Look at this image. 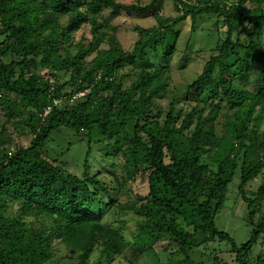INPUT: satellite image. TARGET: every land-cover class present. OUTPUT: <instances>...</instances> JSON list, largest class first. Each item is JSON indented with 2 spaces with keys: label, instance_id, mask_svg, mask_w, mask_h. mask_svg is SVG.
<instances>
[{
  "label": "trees",
  "instance_id": "1",
  "mask_svg": "<svg viewBox=\"0 0 264 264\" xmlns=\"http://www.w3.org/2000/svg\"><path fill=\"white\" fill-rule=\"evenodd\" d=\"M162 1L0 0V264H199L190 252L214 240L236 264H264L252 255L264 235V0H169L175 18ZM105 10L155 25L135 27L127 51ZM206 15L213 27L198 29ZM182 26L187 52L197 31L215 36L197 50L184 107L174 96L162 109ZM68 134L85 137L79 172L65 160L72 143L54 146ZM96 147L105 174L93 173ZM236 172L252 227L239 247L215 226ZM127 213L131 239L113 227ZM162 238L174 245L164 259Z\"/></svg>",
  "mask_w": 264,
  "mask_h": 264
},
{
  "label": "rangeland",
  "instance_id": "2",
  "mask_svg": "<svg viewBox=\"0 0 264 264\" xmlns=\"http://www.w3.org/2000/svg\"><path fill=\"white\" fill-rule=\"evenodd\" d=\"M129 1V0H123ZM151 0H142L143 3H149ZM161 7V15L166 18H175L179 15L173 3L169 0H163L160 3ZM102 18L108 21L112 26L116 27L117 37L121 43V46L124 50L130 51L138 38L137 32L135 31V27H144L149 28L155 25V21L152 17H136V16H128L124 12L111 13L108 10H105L102 14ZM216 17L206 15L198 19L197 28H211L213 27V23L215 22ZM84 35L86 38H90L88 30H84ZM206 30L197 31L191 38V49L189 52L186 51L185 44L189 39V28L182 26L180 31V37L177 42V52L173 55L172 61L170 63L172 67V72L170 73V77L172 78L169 81L168 89L165 93L161 94L158 98H155V103L159 105L162 109H166L170 104L171 99L175 96V106L178 109L179 107H184V103L181 101L180 96L184 93L183 84L187 85L192 80H194L199 73L202 71L204 61L202 60L200 54L201 52H197L198 49L204 45L205 47H209L213 37L212 33H209ZM82 35V31H79L75 34V38L78 39ZM197 52V53H196ZM177 92L175 95L174 92ZM11 130V128H10ZM12 131V130H11ZM27 133V131L25 132ZM14 141L23 147L28 146L31 141V136L28 134L21 135L20 137L12 135ZM84 136H73L66 135V137L61 138L54 146H64L67 145L68 142L72 143L70 150L65 155V160H67L70 164L68 166V171L70 172H79L80 165H82V161L86 152V143ZM98 147L94 148V153L90 157V162L93 165V173H102L109 171V169H105L101 166V162L98 158ZM98 151V152H97ZM51 152V151H50ZM96 160V163L93 161ZM104 164H108L106 161ZM111 170V169H110ZM114 171L118 176L121 175L119 168H114ZM104 172V174H105ZM107 181L111 180L110 176H105ZM239 174H236L233 177L232 182L228 187L227 196L221 211L216 215L215 218V226L219 231H223L230 235V237L234 240L235 244L239 247L243 243H245L251 236L252 227L247 224V207L246 204L241 200L238 195V184H239ZM260 184V180L256 181L252 187V189H257ZM135 192L145 193V188L142 185L134 186ZM261 212L255 217V223H259L261 213H264V206L261 208ZM121 221L123 224H114L113 227L115 229H120L125 231V235L128 239H131L132 234H134L135 222L133 219V215L127 213V215H120ZM158 255L164 259L167 256V253L163 250L165 247L167 249H172L174 245L167 239L162 238L155 246ZM258 255H264V235H262L254 247L252 255L256 257ZM60 255L57 256L59 259ZM190 258L193 262L199 264H213V261L216 258L219 264H236L234 262V253L231 251V245L227 241H219L214 240L212 242H208L205 245L199 246L193 249L190 252ZM146 261L142 259L140 264H145Z\"/></svg>",
  "mask_w": 264,
  "mask_h": 264
},
{
  "label": "built area",
  "instance_id": "3",
  "mask_svg": "<svg viewBox=\"0 0 264 264\" xmlns=\"http://www.w3.org/2000/svg\"><path fill=\"white\" fill-rule=\"evenodd\" d=\"M81 95H82V94H80V96H81ZM54 104H57V101H55ZM45 113H47V111H46Z\"/></svg>",
  "mask_w": 264,
  "mask_h": 264
}]
</instances>
